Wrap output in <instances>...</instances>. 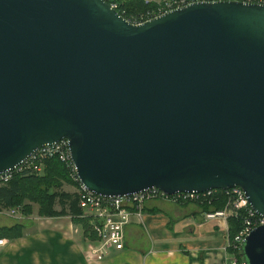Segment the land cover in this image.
Wrapping results in <instances>:
<instances>
[{
    "label": "water",
    "instance_id": "obj_1",
    "mask_svg": "<svg viewBox=\"0 0 264 264\" xmlns=\"http://www.w3.org/2000/svg\"><path fill=\"white\" fill-rule=\"evenodd\" d=\"M63 137L94 192L240 185L264 216V3L0 0V172ZM242 251L264 264V224Z\"/></svg>",
    "mask_w": 264,
    "mask_h": 264
},
{
    "label": "crops",
    "instance_id": "obj_2",
    "mask_svg": "<svg viewBox=\"0 0 264 264\" xmlns=\"http://www.w3.org/2000/svg\"><path fill=\"white\" fill-rule=\"evenodd\" d=\"M4 209L0 237L6 242L0 245V264H226L228 256L229 218H205L195 202L147 201L142 213L132 214L125 224L123 247L101 259L87 257L81 224L70 214L34 215L21 222L17 236H9L1 228L16 222L17 213Z\"/></svg>",
    "mask_w": 264,
    "mask_h": 264
},
{
    "label": "built area",
    "instance_id": "obj_3",
    "mask_svg": "<svg viewBox=\"0 0 264 264\" xmlns=\"http://www.w3.org/2000/svg\"><path fill=\"white\" fill-rule=\"evenodd\" d=\"M105 1L108 2L111 7L115 9L118 8L123 13L125 12L129 21L141 22L174 7L200 0H144L149 3L150 6L129 14L123 8L122 0ZM244 1L264 3V0ZM55 154L60 156L59 158L63 159V161H68L66 164L71 171V177L74 178V181H78L76 193L79 204L83 210L80 216L88 217L89 230L94 233L93 238L89 236L90 231L84 234L86 239L85 251L89 258L101 259L108 254L111 249L122 248L124 244L125 224L130 220V216L132 214L140 215L145 203L150 199H155V197L179 202V199H183L182 196L198 197L204 193H210L214 189L223 190L228 194L229 205H226L224 208L206 210L203 212L205 218L224 217L228 219L230 217H236L241 219L242 224L239 230L232 236L228 235L226 248L228 250V247H232V252L228 254L226 264H238L239 260L236 254L232 255V253H234V251H239L243 255L242 244L246 235L255 226L264 224V216L253 208L245 190L240 185L227 188L214 187L201 191L179 190L172 193L165 192L156 186L119 195H104L94 192L80 182L70 156L68 140L65 137L39 146L13 168L0 172V181L11 178L14 173H19L20 175L34 174L40 169L42 159ZM5 242L6 239L0 237V245ZM242 261L243 264H245L244 260Z\"/></svg>",
    "mask_w": 264,
    "mask_h": 264
},
{
    "label": "trees",
    "instance_id": "obj_4",
    "mask_svg": "<svg viewBox=\"0 0 264 264\" xmlns=\"http://www.w3.org/2000/svg\"><path fill=\"white\" fill-rule=\"evenodd\" d=\"M150 5L144 0H122V6L129 10L144 9ZM62 179H68L65 165L57 157H49L44 162V173L42 175L14 174L11 178L0 181V210L11 206H20L26 213L31 209V205L24 201L27 198L30 201L40 203L39 213L42 215H62L70 214L74 221L80 223L84 234H87L88 217H82L83 210L79 204L76 191H68L62 188ZM218 199V200H217ZM213 208L205 204V208L215 209L223 206L225 197L219 194ZM230 235H234L241 226L239 218L230 217ZM22 225L4 226L9 236H17L21 232ZM4 232L0 231V234ZM94 237L92 232L90 235ZM244 255H242L243 260ZM241 264V262L239 263Z\"/></svg>",
    "mask_w": 264,
    "mask_h": 264
},
{
    "label": "rangeland",
    "instance_id": "obj_5",
    "mask_svg": "<svg viewBox=\"0 0 264 264\" xmlns=\"http://www.w3.org/2000/svg\"><path fill=\"white\" fill-rule=\"evenodd\" d=\"M148 6H150V5H148ZM123 8L125 9V11L128 14L129 13H133L135 11L142 10V9H138V8L137 9H134V10H129V9H126L125 7H123ZM116 9H117V11L121 15H123L127 19V14L125 12L123 13L120 9H118V8H116ZM49 157H57L65 165V167H66L67 174H68V179H62L61 180L62 181V188L65 189V190L72 189L71 191H76L77 186H78V181H74L73 180L74 178L71 177V173H70L71 171L69 170V166L66 164V162L68 163V161L67 160L66 161H63V159H60L59 158L60 156H58L57 154L52 155V156H49ZM49 157H46V158L42 159L40 169L37 170L34 174H36V175H42L44 173V162ZM14 174H19V173H14ZM27 175H29V174H27ZM74 188H75V190H73ZM220 193H222L224 195V197H225V200L223 201V206L220 207V208H224L226 205H229V195L226 194L223 190H220V189H214L210 193H206V194L204 193L202 195H199L198 197H191V196H189V197H191V198H189V197H184V196L181 195L183 197V199H179L178 200L179 202H177V203H187V202H195V203H198V204H200L203 207V210H202V213H203L206 210H212L210 208H213L214 207V204L218 200L217 197L219 196ZM155 199H159V198L155 197ZM215 199H217V200H215ZM150 200H148V201H150ZM24 201L27 202V203H29L31 205V209L29 211H26V213L24 211H22V209H21V207L19 205L18 206H11V207H8V208H5L4 209L5 211H8L10 213V215H14V214L17 213V216H15V217L13 216L14 217L13 220L16 221V222H13V224H11V225H14L15 223H19V224H21L23 226L22 223L29 221V219H31L34 215H35V217L38 214L39 215H42V214L39 213V208H41L39 202H37V201H30L27 198H25ZM205 204H208L210 206V208L209 209L208 208H205V206H204ZM215 209H219V208H215ZM20 217H22V218H20ZM33 220H36V218L33 219ZM240 221H241V219H240ZM241 224H242V222H241ZM80 226H81V228L79 227L80 238L84 239V236L85 235H83L84 234L83 233V228H82V225H80ZM88 231H90V235H91L92 231L91 230H88ZM229 236H231V235H229ZM231 252H232V247H230V248L228 247V254H230ZM233 254H236V257L239 260L238 264L240 262H241V264H243V261L241 260L242 259V253L239 252V251H237V252L234 251V253H232V255Z\"/></svg>",
    "mask_w": 264,
    "mask_h": 264
}]
</instances>
